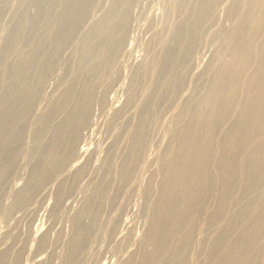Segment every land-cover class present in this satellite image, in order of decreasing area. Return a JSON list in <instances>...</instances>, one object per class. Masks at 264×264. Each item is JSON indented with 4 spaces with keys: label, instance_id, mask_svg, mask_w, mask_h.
I'll list each match as a JSON object with an SVG mask.
<instances>
[{
    "label": "bare ground",
    "instance_id": "bare-ground-1",
    "mask_svg": "<svg viewBox=\"0 0 264 264\" xmlns=\"http://www.w3.org/2000/svg\"><path fill=\"white\" fill-rule=\"evenodd\" d=\"M104 249L264 264V0H0V264Z\"/></svg>",
    "mask_w": 264,
    "mask_h": 264
},
{
    "label": "rangeland",
    "instance_id": "rangeland-1",
    "mask_svg": "<svg viewBox=\"0 0 264 264\" xmlns=\"http://www.w3.org/2000/svg\"><path fill=\"white\" fill-rule=\"evenodd\" d=\"M143 27V26H142ZM137 38V37H136ZM43 222V223H42ZM42 225H43V227H42ZM35 226H31L30 227V232H32L31 234H32V236L33 237H38V236H40L44 231H45V229H46V220H45V218L44 217H41V219L38 221V226H36V228H38V230H36L35 231V228H34ZM42 227V228H41ZM43 229V230H42ZM20 231L21 232H29V228H28V226H25V225H22V227H21V229H20ZM36 233V235H35V233ZM37 232H38V234H37ZM138 233H140V232H138ZM32 244L34 245V242H32ZM33 245H31V246H33ZM103 251V253H105V257H104V260H102L103 261V263L104 264H109L110 262H111V260L113 259V256L111 255V254H107L106 253V249H104V250H102ZM112 258V259H111ZM113 261V260H112Z\"/></svg>",
    "mask_w": 264,
    "mask_h": 264
}]
</instances>
